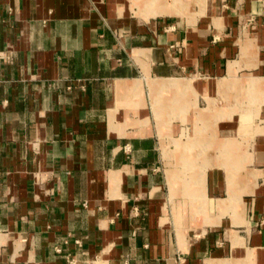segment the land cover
Wrapping results in <instances>:
<instances>
[{
  "label": "crops",
  "instance_id": "1",
  "mask_svg": "<svg viewBox=\"0 0 264 264\" xmlns=\"http://www.w3.org/2000/svg\"><path fill=\"white\" fill-rule=\"evenodd\" d=\"M211 1L0 0V264H264V133L230 130L264 0Z\"/></svg>",
  "mask_w": 264,
  "mask_h": 264
},
{
  "label": "rangeland",
  "instance_id": "2",
  "mask_svg": "<svg viewBox=\"0 0 264 264\" xmlns=\"http://www.w3.org/2000/svg\"><path fill=\"white\" fill-rule=\"evenodd\" d=\"M148 1L150 0H136V4H137L136 6L138 7L137 8L138 14L135 13L136 9L135 10L131 9V10L134 12V14L141 16L145 19H149L150 17H153V16L146 17L143 15V13L147 14V12L149 13L152 10V8H148L147 6H145L146 4H148ZM167 1L169 3H172L173 1H176V0H166V1L164 0V2H167ZM182 1L183 2L181 3L184 5L182 10H184L185 13L169 12V11H163V13L165 15H181L183 18L186 17L188 22L191 24L196 23L200 15L208 13L210 11V3L212 2L211 0H182ZM155 10L156 9H154L153 12ZM242 26L243 27L245 26L244 23L242 24ZM243 90L245 89L244 88L236 89V91H238V95L236 94V96H240V98L242 97L241 99L240 98L238 99L239 104H236L235 99H233L234 102L233 101L230 102L232 104L234 103L233 105L234 111H236V116L238 118L236 122L232 123L230 130H231V135L236 136L238 141H243L245 139V136H243L241 132L242 131L244 132V130L247 131L248 135L246 138L248 139V142L251 143L252 141H254L257 135L264 133V115L262 112L263 105H261L260 102L255 98L257 97V95L256 96L254 95V93H256V90L259 93L261 89L249 88L247 90L248 96H244V97H243V94H245L244 93L245 91ZM216 97L219 98L220 95L218 94ZM230 103L224 102L223 104H220V105L221 106L224 105L225 108H228ZM201 106L202 107L207 106V102L201 99ZM191 124L189 126L191 127L190 129L191 132H193L194 122ZM199 125H201V123H199ZM238 131L240 133H238ZM201 149L203 148H200L199 150Z\"/></svg>",
  "mask_w": 264,
  "mask_h": 264
},
{
  "label": "bare ground",
  "instance_id": "3",
  "mask_svg": "<svg viewBox=\"0 0 264 264\" xmlns=\"http://www.w3.org/2000/svg\"><path fill=\"white\" fill-rule=\"evenodd\" d=\"M163 11H169V12H182L185 13V11L182 10L181 6L175 2V4H164V9L162 11H158L156 14L161 13Z\"/></svg>",
  "mask_w": 264,
  "mask_h": 264
},
{
  "label": "built area",
  "instance_id": "4",
  "mask_svg": "<svg viewBox=\"0 0 264 264\" xmlns=\"http://www.w3.org/2000/svg\"><path fill=\"white\" fill-rule=\"evenodd\" d=\"M2 54H0V56H1ZM58 250H60V249H58Z\"/></svg>",
  "mask_w": 264,
  "mask_h": 264
}]
</instances>
